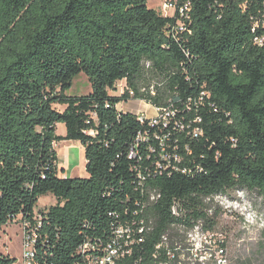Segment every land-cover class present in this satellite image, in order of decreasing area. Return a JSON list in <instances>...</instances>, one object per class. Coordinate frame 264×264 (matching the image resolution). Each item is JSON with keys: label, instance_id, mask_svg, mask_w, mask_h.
I'll return each instance as SVG.
<instances>
[{"label": "trees", "instance_id": "1", "mask_svg": "<svg viewBox=\"0 0 264 264\" xmlns=\"http://www.w3.org/2000/svg\"><path fill=\"white\" fill-rule=\"evenodd\" d=\"M148 2L0 0V230L21 218L35 264H92L133 223L123 264H180L177 229L214 228L206 200L264 201V0H176L171 16ZM81 74L91 92L69 96ZM132 100L162 117L119 109ZM64 141L86 177L61 176Z\"/></svg>", "mask_w": 264, "mask_h": 264}, {"label": "rangeland", "instance_id": "2", "mask_svg": "<svg viewBox=\"0 0 264 264\" xmlns=\"http://www.w3.org/2000/svg\"><path fill=\"white\" fill-rule=\"evenodd\" d=\"M171 0H149L148 6L164 16H171L172 11H165L164 5ZM150 76H147V78ZM126 87L125 82L117 86V95ZM142 87H145L144 85ZM91 85L88 78L81 74L68 92L69 96L88 95ZM62 111L64 107L58 106ZM119 109L132 112L140 117L156 119L160 116L152 105L141 101L121 103ZM58 135L66 133L65 126H58ZM59 156V169L65 168L62 177H85L86 161L80 143L64 141L56 146ZM56 204L53 195L40 199L36 212ZM206 212L213 223V230L204 229L200 223L196 230L186 232L178 228V233L185 239L181 246L180 264H263L264 262V201L256 192L230 190L225 195L206 200ZM24 230L21 218H17L0 230V254L11 255L17 259L15 264H24ZM224 246V247H223ZM224 249V253L221 250ZM223 261L224 263H221Z\"/></svg>", "mask_w": 264, "mask_h": 264}, {"label": "built area", "instance_id": "3", "mask_svg": "<svg viewBox=\"0 0 264 264\" xmlns=\"http://www.w3.org/2000/svg\"><path fill=\"white\" fill-rule=\"evenodd\" d=\"M177 4L176 0H171L170 2L165 3L164 10L165 11H172V15L176 12ZM190 11L189 4L185 5L184 7L180 8V13L184 16L187 12ZM182 28V25H180ZM157 109V108H156ZM160 112V117H162V111L157 109ZM149 119L156 123L158 119ZM148 119L145 116L141 117V120ZM156 195L152 196V200L158 199ZM174 213L177 214L176 208H174ZM198 229L195 228L194 230ZM143 226H136L133 224L128 225H120L115 228L114 231V238L112 239L111 243L107 245L104 249L103 255L98 258L97 260L93 261L92 264H123L126 259L127 255L131 254V250L129 248L134 246L136 243L140 244L143 242V239L140 238L138 241L134 237L135 233L142 234L144 232ZM24 230V264H35V235H26ZM166 240V239H165ZM221 253H224V249L221 250ZM169 256L173 258V255L170 253ZM221 263H224L221 261Z\"/></svg>", "mask_w": 264, "mask_h": 264}, {"label": "crops", "instance_id": "4", "mask_svg": "<svg viewBox=\"0 0 264 264\" xmlns=\"http://www.w3.org/2000/svg\"><path fill=\"white\" fill-rule=\"evenodd\" d=\"M142 102V101H141ZM120 106V105H119ZM84 150V149H83ZM85 156V155H84ZM86 161V160H85ZM85 168H86V165H85ZM65 170V168H63ZM67 170H65V174H66ZM87 176V175H86ZM85 176V177H86ZM10 255V254H9ZM11 256V255H10Z\"/></svg>", "mask_w": 264, "mask_h": 264}]
</instances>
